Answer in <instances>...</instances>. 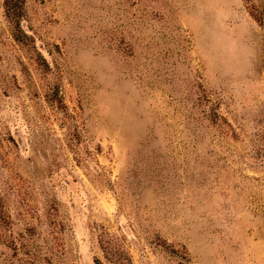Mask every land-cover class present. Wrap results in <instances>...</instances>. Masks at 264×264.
I'll list each match as a JSON object with an SVG mask.
<instances>
[{
	"label": "rangeland",
	"instance_id": "obj_1",
	"mask_svg": "<svg viewBox=\"0 0 264 264\" xmlns=\"http://www.w3.org/2000/svg\"><path fill=\"white\" fill-rule=\"evenodd\" d=\"M251 6L0 0V264H264Z\"/></svg>",
	"mask_w": 264,
	"mask_h": 264
},
{
	"label": "trees",
	"instance_id": "obj_2",
	"mask_svg": "<svg viewBox=\"0 0 264 264\" xmlns=\"http://www.w3.org/2000/svg\"><path fill=\"white\" fill-rule=\"evenodd\" d=\"M251 7H252L251 15L253 16V18L257 21V23L260 26H264V8L258 9L255 6H251ZM7 13H8V16H10L13 20L15 19V23L18 26V24H19L18 21L20 20L21 12L18 10L17 11L13 10V12H12V8H10V6H7ZM16 31H18V30H16ZM19 36L20 35L17 33L16 34L17 39H19L18 38Z\"/></svg>",
	"mask_w": 264,
	"mask_h": 264
}]
</instances>
